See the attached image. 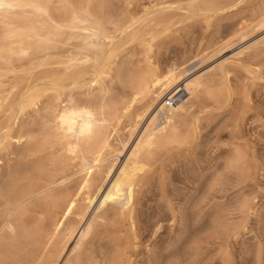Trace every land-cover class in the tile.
Instances as JSON below:
<instances>
[{
  "label": "bare ground",
  "instance_id": "6f19581e",
  "mask_svg": "<svg viewBox=\"0 0 264 264\" xmlns=\"http://www.w3.org/2000/svg\"><path fill=\"white\" fill-rule=\"evenodd\" d=\"M115 1L0 0V264H127L130 241L122 231L126 225L136 230L137 204L149 171L165 151L198 139L201 117L188 119L196 101L221 105L230 99L228 67L241 53H264L263 34L203 73L187 72L186 59V64L181 59L160 64L151 54V39L183 16L210 20L246 0H164L142 16L129 1ZM258 5L252 16L233 21L224 37L218 29L223 38L204 49H218L260 28L264 0ZM229 35L240 37L231 41ZM133 42H146L144 64L121 60L124 45ZM208 52L199 57L200 65L214 57ZM248 71L260 73L261 67ZM219 73L221 80L215 78ZM180 92L179 101L167 107L168 96ZM125 121L129 127L122 136ZM240 138L234 136L210 176L201 174L203 199L214 200L218 190L231 186L237 188L232 201L206 217L198 198L196 218L204 220H197L201 225L192 233L187 229L186 248L176 245L163 264H187L203 252L209 237L217 239L221 264H232L229 240L256 210L255 195L246 186L258 164ZM156 189L158 211L165 204L176 217L164 183L159 181ZM106 223L114 229L99 230ZM67 248L71 253L63 260ZM252 253L255 264H261L264 244Z\"/></svg>",
  "mask_w": 264,
  "mask_h": 264
},
{
  "label": "rangeland",
  "instance_id": "374dc122",
  "mask_svg": "<svg viewBox=\"0 0 264 264\" xmlns=\"http://www.w3.org/2000/svg\"><path fill=\"white\" fill-rule=\"evenodd\" d=\"M121 1L125 2V0ZM121 1L118 0V2H115L119 4L123 3ZM162 1L164 0H126V2L130 4V9L136 12L137 16L145 15L146 12L151 10L152 7L154 8V6L155 8L156 6L159 7L163 3ZM126 2L124 4H126ZM261 2L263 3V0H261ZM262 3H260V0H246V2L244 1L240 3L237 6V9L233 8L232 12L222 16L209 18L210 20H206L202 17L184 18L185 16H183V14H178L177 18H179V15L180 18L183 16L180 21L178 20L177 23L169 29L164 30L158 36L150 40L153 44L151 54L156 61L163 65L174 61L179 62L178 60L181 59V61L184 60L183 62L185 64L187 62L188 66L182 65L187 69V72L191 69L192 70L190 72H195V74L203 73L204 70V72H206L207 70H210L211 66V68H213L223 62L226 58H231L234 55L236 56L237 51L242 50L241 48L245 47L246 44H249L250 41L257 39L264 34V24H262L264 22H262L259 24L260 28L256 29L255 27L247 33L248 35L246 34L245 36H242L245 38L237 36L240 37V39L238 38L239 40L236 39L238 43L234 40L232 43L229 42L231 44H227L223 47L221 45V49L220 47L218 49H214V45H212L214 47L209 45L213 48V50L212 48H209L212 51L204 49L207 48L208 43L213 44L211 42H216L223 38V35L227 32L228 28L232 26L233 21L236 22L241 17L252 16V14L255 13L254 10L257 9V5L259 4V9ZM217 30L222 31L223 34H221V32H219V34L223 37L220 38L217 36ZM251 33L253 34L250 35ZM249 35L251 36L250 38ZM215 36L216 38H213ZM231 37L235 39L236 36L231 35L229 38ZM212 38L215 40L213 41ZM232 38L230 39L231 41L233 40ZM241 40L244 42H239ZM145 43L142 44L139 42H133L125 44L124 48L126 49L122 54L121 60L124 59L126 61V58H129L127 61L132 59L130 61L137 63L138 59H140L141 64H144L143 59L146 56L147 46ZM218 44L219 42L216 46ZM229 45L233 46L230 47ZM202 50L203 52H201ZM215 50H217V53ZM207 52L209 57H211L210 55H213L214 57L212 56V59L208 58V61L206 60V62L204 61V63L200 65L201 60H199V57ZM192 54H195L193 59L191 56L189 58V55ZM196 54L198 55L196 56ZM244 54L245 52L241 53V58L235 64H231L228 67L229 83L232 87V95L230 99L221 105L214 104L208 99L206 101L200 99L196 101L191 108L188 119H192L194 116L201 117L199 128L200 132L198 131L199 133L197 137L198 139L187 146H181L179 148H173V150L170 149L169 151H165L154 165L155 167L153 166L151 169L154 171H149L147 182L143 187L140 194L141 198L137 204L138 213L136 216V230L133 233L129 231V226L126 225L123 227L122 231V234L127 236L130 241L127 264H163L165 260L164 257H167L171 252H173L176 249L175 246L177 245L178 247L179 243L182 246L179 245L180 248L178 249L187 245L186 239L190 236V233H192L195 229H198L196 227L201 225L198 221L200 222L202 217L196 218L198 212L205 209L203 210L205 212H201V216L204 213L206 214V217H208L209 213L206 212H209L210 210L213 211L214 209L221 208L223 206L225 207L232 201L235 195L234 191L236 193L237 188L235 187L232 189L233 187L231 186H226L222 190H218V192L214 191L216 192V197L214 196L215 193L212 192L210 194V198L214 196V200L208 199V197L206 198L207 200L203 199L202 196L204 194L202 191L204 190L205 180L203 181L202 176L207 178V176H210L207 174H211L215 170L212 167L215 166L217 168L218 165L221 164L224 158L222 156L226 155L228 149L230 148V143L235 135L241 137L239 140L249 146L251 155H253L254 160L258 164V170L256 169L253 174V180L251 179L249 182L250 184L248 183L246 186L247 190L249 188V191L255 195L256 210L254 213L252 212L250 214V218L247 219L248 222H246L247 224L244 229L241 228L243 230H240L236 236L230 238L228 250H230L229 252L231 253L230 257L232 258L230 259L232 264H255V259L252 256L253 249L259 243L262 245L264 244V53L254 57L246 56L247 53L245 55ZM197 65H200V67ZM259 67H261L260 73L248 71L249 68ZM194 68L196 69L194 70ZM215 78L217 80L222 79L220 73L217 74ZM114 84H116V82H113V85ZM116 85L117 88L121 89L119 83ZM187 96L188 95H185L184 98ZM137 104V106H140L139 103ZM127 122L128 121H125L120 128L128 129L127 127H129V123ZM124 125L126 127H123ZM142 126L143 123L139 128H142ZM124 129L122 130V136H124V133L126 132ZM219 156L221 159H219ZM186 166L188 170L185 168ZM190 168L195 171V174ZM200 169L202 171H200ZM181 172H187L186 174L188 179L187 176H185V173L182 174ZM160 178L163 180L161 181ZM159 181L164 183V187L167 190V196L172 199L171 201L175 210L174 212H176V217L173 216L172 211H170V208L165 206V204L161 207L162 209L160 212L157 209V201L154 194L158 191L156 187ZM195 187L200 190V192L198 190L197 192H199V194L201 193V196H199L198 193H195ZM191 197L197 200L198 198H202V201L206 202V204L204 202H199L200 200L195 203V199H192ZM189 198H191L190 201H194H188ZM186 200L190 203L188 204ZM209 200L211 201L210 204H208ZM226 202L227 204L223 205ZM197 203L201 205V210L196 208L198 205ZM214 204L216 206H214ZM188 207L191 208L188 209ZM139 212L142 213L141 216L139 215ZM183 212H185V214ZM189 214L192 215L190 216ZM193 215H196L194 216L195 218ZM181 216H185L184 219L186 220L182 219ZM191 217L196 219L194 220L196 222H191L193 221ZM106 229H114V227L111 223H106L105 225H101L99 227V230L101 231ZM187 229L190 231L189 234H187ZM79 236L80 232L77 231L76 236L73 237L74 240L72 239V242L69 243V249L71 251L73 250L72 247H75L76 243H78L77 240H79ZM212 238L213 237H209L208 240L205 239L206 242H209L206 243L204 241L202 243L203 250L202 248L201 250L203 252L200 250L201 253H199V256L197 255L198 257H190L192 259L190 260V258H188V261L185 263L221 264L220 256H218L219 245L216 241L217 239L214 240L215 238ZM185 248L183 247V249ZM69 249L67 248L65 251L67 254H65L63 260H66V257L69 256L68 254L71 253ZM216 249H218V251ZM263 261L264 260L262 259L261 264L264 263ZM62 262L64 261H61V264Z\"/></svg>",
  "mask_w": 264,
  "mask_h": 264
},
{
  "label": "built area",
  "instance_id": "2783aa9c",
  "mask_svg": "<svg viewBox=\"0 0 264 264\" xmlns=\"http://www.w3.org/2000/svg\"><path fill=\"white\" fill-rule=\"evenodd\" d=\"M182 92H180L179 95H173V96H168V98L166 99V106L167 107H171L173 106L175 103H177V101H179L180 97L182 96Z\"/></svg>",
  "mask_w": 264,
  "mask_h": 264
}]
</instances>
